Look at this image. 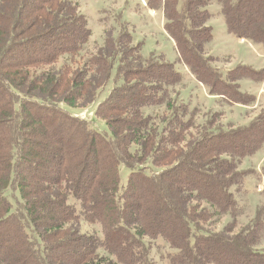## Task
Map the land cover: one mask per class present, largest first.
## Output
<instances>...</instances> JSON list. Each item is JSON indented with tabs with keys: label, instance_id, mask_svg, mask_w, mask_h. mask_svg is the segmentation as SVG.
Returning <instances> with one entry per match:
<instances>
[{
	"label": "trees",
	"instance_id": "16d2710c",
	"mask_svg": "<svg viewBox=\"0 0 264 264\" xmlns=\"http://www.w3.org/2000/svg\"><path fill=\"white\" fill-rule=\"evenodd\" d=\"M210 1L148 6L209 96L252 105L239 81L264 69L215 66ZM215 1L227 32L264 54V0ZM121 15L84 57L91 29L75 0H0V264H157V240L167 264H264V204L237 228L254 173L239 164L264 147V109L243 125L220 111L198 120L180 72L144 57ZM110 80L93 119L74 115ZM222 215L231 221L215 231Z\"/></svg>",
	"mask_w": 264,
	"mask_h": 264
},
{
	"label": "rangeland",
	"instance_id": "374dc122",
	"mask_svg": "<svg viewBox=\"0 0 264 264\" xmlns=\"http://www.w3.org/2000/svg\"><path fill=\"white\" fill-rule=\"evenodd\" d=\"M79 5V10L86 16L88 26L91 29V35L86 51L82 54L88 57L94 53L99 44H102L104 38V29L112 25L117 26V18L119 12L122 13V19L129 22L132 31L133 42L141 44V54L144 57L150 53L162 55L165 60L174 64L175 69L180 72L183 77V83L176 86V89L181 91V96L186 100L191 107L199 108L200 112L198 120L203 118L205 112L220 111L222 123L231 122L237 125L248 123L260 109H264V76L263 80L257 82L250 79H241L239 81L240 89L243 92L251 94L255 97L252 105L243 106L239 104H227L219 97L207 95L206 88L199 84L194 77L189 74L187 68L177 60V53L172 40L168 37L162 28L163 17L160 7L152 9L148 6V0H75ZM207 11L210 16L207 20V25L212 29V40L206 44L205 50L218 58L215 66L221 72L235 67L237 64H244L252 67L255 70L264 69V56L257 55L256 52L262 53L259 46L256 47L250 41L238 39L234 35L227 32L224 17L220 12V5L211 0L207 5ZM257 48V51H256ZM110 80L103 87L99 98L92 105L83 108L80 111L88 108L92 113L99 103L107 96V93L112 87ZM89 120V118L84 119ZM91 120V119H90ZM93 121V120H92ZM92 125L100 131H107L103 121L95 119ZM240 169H253L254 173L247 175L242 184L243 193L238 198V201L244 205L241 215L237 219V228H239L247 218L253 215L256 205L264 204V190L258 191L257 187L263 184L261 174L264 176V147L256 151L253 155L244 158L239 164ZM212 229L215 231L222 228L231 219L228 215H222L217 218ZM82 230L88 232L97 231V227L82 223ZM264 249V238L259 245ZM153 251L156 254H164L167 248L163 246L160 240H157L153 246ZM155 254V253H154ZM156 256L157 264H167L165 259Z\"/></svg>",
	"mask_w": 264,
	"mask_h": 264
},
{
	"label": "built area",
	"instance_id": "2783aa9c",
	"mask_svg": "<svg viewBox=\"0 0 264 264\" xmlns=\"http://www.w3.org/2000/svg\"><path fill=\"white\" fill-rule=\"evenodd\" d=\"M256 54L259 55L258 52H256ZM75 115L78 116V117L81 118V119H87V118L90 119V118L92 117V113H91V111H90L88 108L84 109L83 111H79V112L76 113ZM262 177H263V176H262ZM263 181H264V179L262 180V183H263ZM262 186H263V184H260V185L257 187V190H258V191H262V190H264V188H262Z\"/></svg>",
	"mask_w": 264,
	"mask_h": 264
},
{
	"label": "crops",
	"instance_id": "0c3cea01",
	"mask_svg": "<svg viewBox=\"0 0 264 264\" xmlns=\"http://www.w3.org/2000/svg\"><path fill=\"white\" fill-rule=\"evenodd\" d=\"M240 41H241V39H240ZM256 51H257V48H256ZM258 52V51H257ZM259 53V55H263L264 56V54H260V52H258ZM190 74V73H189ZM208 95V94H207ZM214 98V97H213ZM74 113V112H73ZM78 113V112H77ZM76 113H74V115H75Z\"/></svg>",
	"mask_w": 264,
	"mask_h": 264
}]
</instances>
